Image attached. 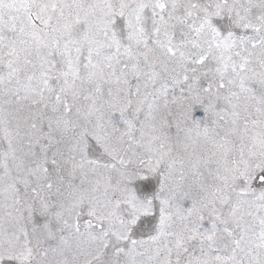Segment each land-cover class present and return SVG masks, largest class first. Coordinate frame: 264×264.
<instances>
[{
	"label": "snow or ice",
	"instance_id": "obj_1",
	"mask_svg": "<svg viewBox=\"0 0 264 264\" xmlns=\"http://www.w3.org/2000/svg\"><path fill=\"white\" fill-rule=\"evenodd\" d=\"M0 264H264V0H0Z\"/></svg>",
	"mask_w": 264,
	"mask_h": 264
}]
</instances>
